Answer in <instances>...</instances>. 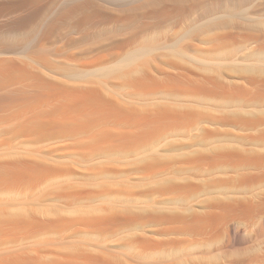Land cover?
<instances>
[{"label": "rangeland", "instance_id": "obj_1", "mask_svg": "<svg viewBox=\"0 0 264 264\" xmlns=\"http://www.w3.org/2000/svg\"><path fill=\"white\" fill-rule=\"evenodd\" d=\"M81 1L51 0L24 31L13 22L26 11L0 15V61L28 69L0 77V93L28 98L0 110V264H264V0H195L182 20L143 19L148 31L147 0H90L130 21L38 42Z\"/></svg>", "mask_w": 264, "mask_h": 264}, {"label": "bare ground", "instance_id": "obj_2", "mask_svg": "<svg viewBox=\"0 0 264 264\" xmlns=\"http://www.w3.org/2000/svg\"><path fill=\"white\" fill-rule=\"evenodd\" d=\"M51 0H0V15H2V14H8V13H13V12H18V11H26V13L25 14H23V15H20V16H18L15 20H14V29H17V31L19 30H23L24 31V29H28L29 27H31L33 24H35L36 23V21H37V19H38V17L40 16V14L43 12V10L45 9V7H46V5L50 2ZM81 1V0H80ZM194 1L195 0H147V2H146V0H145V4H146V8H145V5H144V7H142L141 6V4L142 3H140V4H138L139 2H137V5L138 6H141V8L142 9H145L143 12H142V9L141 8H139L140 10H138V11H140V12H138L139 14L141 13V17L139 16V14L137 15V14H135V13H133V14H135V16L137 15V16H139L138 18V20H136L135 18H133V15H131L132 16V18L131 19H134V20H136V23H137V27L138 28H140V31H141V29H144L145 27L148 29V24H149V22H151L152 20H153V22H152V24H154V22H156V24L158 23H161V22H165V21H168V20H170V19H174V20H179V19H181L183 16H185L186 14H189L192 10L194 11L195 9H197V8H195L194 9V7H195V3H194ZM198 1V0H197ZM196 1V4L198 5L199 4V2H197ZM200 1V0H199ZM202 2V1H201ZM135 4H133V6L132 5H130V6H132V8L133 7H136V6H134ZM129 8V7H128ZM137 9H138V7H136ZM103 9V8H102ZM102 9H100V7L99 6H96L95 4H93L92 3V1H86V0H83V1H81V2H76V3H70V5H68V6H64L63 8L61 7V9L58 11V12H56L55 14H53L51 17H50V19L49 20H47L46 22H45V24H43L41 27H39V29H38V36L39 37H37V38H39V41L38 42H41V43H43L42 45H48V41H50V40H52V41H54V37H60L62 34H63V30L65 29V28H72V29H74L77 33H79V35H80V38L81 39H83V37H86L87 38V36H89L91 33H92V31H94V30H96V29H98V28H102V26H105V27H108L109 25L108 24H114V23H119V22H121V21H123V20H125V21H127V19H129L128 21H130V17L129 16H127V14L125 15V14H123L122 13V15H125V16H121V12H120V15H118L119 17H117V15L116 16H114L112 13H106L107 11H105L104 12V10H102ZM135 8H133V10H134ZM136 9V10H137ZM125 10H127V11H130L131 10V8H130V10H128L127 8L125 9ZM122 11V10H121ZM132 11H130V13H131ZM134 12V11H133ZM125 13H127V12H125ZM193 13V12H192ZM116 14V13H115ZM128 14H129V12H128ZM143 19H145L146 20V22H147V19L148 20H150L151 19V21H149L148 22V24L146 25L145 23L146 22H144L143 21ZM134 20H132V21H134ZM182 20V19H181ZM131 21V22H132ZM175 21V22H176ZM124 22V21H123ZM125 23H127V22H125ZM125 23H124V25H125ZM134 23H132V25H133ZM106 25H108V26H106ZM121 25H123L122 23H121ZM127 25V24H126ZM128 25H129V23H128ZM151 25V24H150ZM111 26V25H110ZM119 26V25H118ZM134 26V25H133ZM136 26V25H135ZM134 26V27H135ZM122 27V26H121ZM133 27V28H134ZM151 27H153V25L151 26ZM124 28V27H123ZM145 28V29H146ZM146 29V31H148ZM153 29V28H152ZM139 30V29H138ZM137 30V31H138ZM132 31V30H131ZM136 31V30H135ZM135 31H134V34H135ZM143 31H145V30H142V32L141 33H144ZM116 32V31H115ZM129 31H127V33H128ZM133 32V31H132ZM139 32V31H138ZM137 32V33H138ZM114 33V32H113ZM126 33V32H125ZM125 33H124V35H125ZM118 34V33H117ZM132 35H133V33H131ZM140 34V33H139ZM127 36H128V34H126ZM125 35V36H126ZM131 35V36H132ZM135 35H137V34H135ZM135 35H134V37H135ZM141 35V34H140ZM139 35V36H140ZM114 36V35H113ZM126 36V37H127ZM130 36V35H129ZM138 36V37H139ZM111 37V36H110ZM118 37V36H117ZM121 37V36H120ZM119 37V38H120ZM52 38H54V39H52ZM79 38V39H80ZM113 38V37H112ZM125 38V37H124ZM123 38V39H124ZM131 38V37H130ZM72 39H74V38H72ZM118 39V38H117ZM122 39V38H121ZM123 39H122V41H121V44H119V46H121V48H123L125 45H127L129 42H130V44L129 45H132L131 43H132V41L134 42V40L131 38V40L132 41H130V39H129V42L127 43L126 41H127V39L125 40V42L123 41ZM38 40V39H37ZM108 40V39H107ZM119 40V39H118ZM135 40H136V38H135ZM51 41V42H52ZM71 41V39H70V37L68 38H65V39H63V42H64V44L63 45H65V43H69ZM120 41V40H119ZM119 41H118V43H119ZM137 41V40H136ZM46 42H48L47 44H46ZM72 42V41H71ZM45 43V44H44ZM114 43H116V42H114ZM117 43V44H118ZM136 43V42H135ZM50 44V43H49ZM71 44V43H70ZM62 45V46H63ZM69 45V44H68ZM124 45V46H123ZM127 47H129V46H127ZM126 48V47H125ZM116 49V48H115ZM127 49V48H126ZM59 50V49H58ZM121 50V49H120ZM120 50H118V51H120ZM124 50V49H123ZM54 52H56V51H54ZM132 55V54H131ZM139 55H141V54H139ZM138 55V56H139ZM142 55H143V53H142ZM142 55L140 56V57H142ZM73 56V55H72ZM176 56V55H175ZM139 58V57H138ZM178 58V57H177ZM132 59H133V57H132ZM142 59V58H141ZM149 59V58H148ZM148 59H146V61H148ZM181 59V58H180ZM128 60H130V59H128ZM136 60V59H135ZM138 60V59H137ZM5 61V60H4ZM122 62V61H121ZM125 62V61H124ZM131 62H134L133 60H131ZM136 62V61H135ZM129 64H130V62H128ZM122 64V66H126V65H128L129 66V64ZM145 63V62H144ZM117 64V63H116ZM137 65V64H136ZM142 65V64H141ZM111 67V66H110ZM137 67V66H136ZM144 67V66H143ZM124 68V67H123ZM123 68H121V66H119L117 69H115L114 70V72H116V71H118V70H123ZM137 68H139V65H138V67ZM148 68V67H147ZM26 69V67H24V65L22 66V64L20 65V64H18V63H14V62H2V61H0V77L1 76H4L5 77V75H10L11 73H13V72H19V73H17V74H19V75H23V74H21V73H24L25 71H27V70H25ZM146 69V68H145ZM207 69H208V67H207ZM235 69V68H234ZM112 70V69H111ZM132 70V69H131ZM210 70V69H209ZM110 71V70H109ZM125 71V70H124ZM126 71H127V69H126ZM125 71V72H126ZM133 71H134V69H133ZM133 71H131L130 73H132ZM146 71V70H145ZM233 71V70H232ZM242 71V70H241ZM243 72V71H242ZM29 73V72H28ZM109 73V72H108ZM116 73H118V72H116ZM123 73V72H122ZM146 73V72H145ZM111 74V73H110ZM112 74H114V73H112ZM121 74V73H120ZM126 74V73H125ZM14 75V74H13ZM30 75V74H29ZM117 75V74H116ZM115 75V76H116ZM123 75V74H122ZM132 75V74H131ZM14 76H16V75H14ZM13 76V77H14ZM18 76V75H17ZM32 76V75H31ZM31 76H29V78L31 77ZM36 76V75H35ZM94 76V75H93ZM100 76V75H99ZM140 76H141V74H140ZM4 77H2V78H4ZM6 77H8V76H6ZM6 77H5V79H6ZM117 77H121V76H117ZM19 78V77H18ZM115 78V77H114ZM34 79H36L35 81L37 82V78L35 77ZM39 79H41V78H39ZM122 79H123V76H122ZM152 79V78H151ZM14 80V79H13ZM41 80H43V79H41ZM102 80V79H101ZM116 80V79H115ZM1 81H2V79H1ZM0 81V82H1ZM5 80L3 79V81H2V86H3V82H4ZM6 81H8L7 83H10V82H12V80L9 82V77H8V80H6ZM44 81V80H43ZM46 81V80H45ZM97 81H98V79H97ZM108 81V80H107ZM118 81H120V80H118ZM33 82V81H32ZM31 82V83H32ZM36 82H33V83H36ZM133 82V81H132ZM157 82V81H156ZM30 83V84H31ZM45 84L47 85L48 83H46L45 82ZM53 84V83H52ZM56 84V83H55ZM62 84V83H61ZM193 84H195V83H193ZM4 85H6V84H4ZM11 85V84H10ZM34 85V84H33ZM32 85V86H33ZM36 85H37V83H36ZM65 85V84H64ZM9 86V85H8ZM38 86V85H37ZM43 85H42V83H41V87H42ZM48 86H50V85H48ZM106 86V85H105ZM130 86V85H129ZM131 86H132V84H131ZM145 86V85H144ZM150 86V85H149ZM203 86V85H202ZM40 87V88H41ZM52 87H53V85H52ZM51 87V88H52ZM54 87H55V85H54ZM56 87H57V85H56ZM0 88H1V86H0ZM38 88H39V86H38ZM44 88H45V86H44ZM68 88V87H67ZM67 88L65 89V90H67ZM101 88V87H100ZM108 88V87H107ZM205 88V87H204ZM49 89V88H48ZM78 89H80V88H78ZM104 89V88H103ZM198 89V88H197ZM47 90V89H46ZM50 90H52V92L54 91V88L53 89H50ZM57 90V89H56ZM59 90V89H58ZM61 90V89H60ZM70 90V89H69ZM69 90H67V91H69ZM94 90V92L92 91V96L93 95H95L94 93H95V88L93 89ZM105 90V89H104ZM206 90V89H205ZM18 91V90H17ZM38 91V92H37ZM36 92H34V94L35 93H39L40 91H41V94H42V91H43V89L41 90H37ZM67 91H65V92H67ZM91 91V90H90ZM199 91V90H198ZM44 92H45V90H44ZM48 92H49V90H48ZM65 92H63V90L62 91H58V93L60 94V95H62V96H65L67 93H65ZM75 92V91H74ZM80 92V91H79ZM89 92V91H88ZM23 93V92H22ZM22 93H19V92H17L16 93V90L14 91V92H8V90H6L5 91V93L3 92V93H0V110H2L3 111V109H5L6 107L8 108L10 105H12V103H17V102H19V101H22V100H24V99H28L27 98V94H22ZM47 93V92H46ZM51 93V92H50ZM58 93H56V95H58ZM70 93V92H69ZM68 93V95H69V97L68 98H70V96H73V95H70ZM72 93V92H71ZM91 92H89L88 94H90ZM102 93V92H101ZM104 93H105V91H104ZM33 93H32V95H34ZM40 94V96H43V94L41 95ZM49 94V93H48ZM82 94H83V92H82ZM84 94H85V92H84ZM29 95V94H28ZM30 95H31V93H30ZM29 95V96H30ZM59 95V96H60ZM76 95H77V93H76ZM91 95V94H90ZM100 95V94H99ZM46 95L44 94V96L43 97H45ZM52 96L53 95H51V98H52ZM54 96H55V94H54ZM58 96V97H59ZM62 96H61V99L62 100H64V104H65V98L67 97V96H65V98L63 99L62 98ZM82 96V95H81ZM84 96V95H83ZM81 97L82 99L84 98H86L85 96L84 97ZM87 96V102H88V99L89 98H92V96L90 97H88V95H86ZM95 96H97L98 97V94L96 93V95ZM104 96V95H103ZM111 96V95H110ZM38 97H39V95H38ZM38 97H36L38 100L40 99V98H38ZM31 98V97H30ZM35 98V97H34ZM50 98V97H49ZM48 98V99H49ZM50 98V99H51ZM60 98V97H59ZM74 98H75V96H74ZM80 98V97H79ZM95 98V97H94ZM105 98V97H104ZM71 99H72V97H71ZM76 99V98H75ZM81 99V100H82ZM98 99V98H97ZM113 99V98H112ZM38 100H37V102H38ZM54 100V99H53ZM61 100V101H62ZM74 100V99H73ZM73 100H71V101H73ZM80 100V101H81ZM95 100V99H94ZM92 101V102H95V101ZM109 100H111V99H109ZM68 101H70V99H68ZM67 101V102H68ZM89 101H91L90 99H89ZM97 101V100H96ZM103 101V100H102ZM116 101V100H115ZM28 102V101H27ZM39 102H41V101H39ZM50 102V101H49ZM66 102V103H67ZM85 102V101H84ZM91 102V103H92ZM62 103V104H63ZM77 103V102H76ZM80 102L78 101V104H79ZM82 103V102H81ZM86 103V102H85ZM90 102L88 103V104H91ZM95 103H97V102H95ZM94 103V104H95ZM55 104V103H54ZM68 104V103H67ZM71 104V103H70ZM93 104V103H92ZM93 104V105H94ZM98 104V103H97ZM109 104V103H108ZM156 104V103H155ZM159 104V103H158ZM14 105V104H13ZM17 105V104H16ZM33 105V104H32ZM34 105H36V104H34ZM61 105V104H60ZM83 105H85V104H83ZM87 105V104H86ZM86 105H85V107H86ZM104 105V104H103ZM127 105V104H126ZM159 105H161V104H159ZM21 106V105H20ZM31 106V105H30ZM65 106V105H64ZM74 106H77V105H74ZM95 106H97V105H95ZM155 106V105H154ZM162 106H163V104H162ZM12 107V106H11ZM29 107V106H28ZM55 107V106H54ZM68 107V106H67ZM66 107V108H67ZM71 107V106H70ZM156 107V106H155ZM159 107V106H158ZM166 107V106H165ZM200 107V106H199ZM58 108H61L62 109V106L61 107H59L58 106ZM74 108V107H73ZM78 108V107H77ZM81 108V107H80ZM98 108H100V106H98ZM98 108L97 107H89V109H87V111H88V113H86L85 112V114L84 115H89V112L91 113V116H92V113L93 114H97L99 111H100V114H102V112H103V110H102V108H100L99 110H98ZM112 108V107H111ZM119 108V107H118ZM145 108V107H144ZM160 108V107H159ZM170 108V107H169ZM172 108V107H171ZM195 108V107H194ZM202 108V107H201ZM32 109H34V108H32ZM55 109V108H54ZM64 109H65V107H64ZM82 109H84V108H82ZM81 109V110H82ZM86 109V108H85ZM103 109L105 110V108L103 107ZM110 109V108H109ZM114 109H116V107L114 108ZM127 109V108H126ZM130 109V108H129ZM152 109V108H151ZM176 109V108H175ZM53 110V109H52ZM56 110H59V109H56ZM78 110H80V109H78ZM119 110V109H118ZM153 110V109H152ZM160 110V109H159ZM169 110V109H168ZM179 110H181V108L179 109ZM190 110V109H189ZM51 111V110H50ZM65 111V110H64ZM114 111V110H113ZM117 111V110H116ZM132 111H133V109H132ZM131 111V112H132ZM141 111V110H140ZM167 110H165V112H166ZM171 111H173V110H171ZM203 111V110H202ZM47 112V111H46ZM109 112H111V111H109ZM108 111H107V113H109ZM119 112V111H118ZM122 112V111H121ZM120 112V113H121ZM130 112V111H129ZM135 112H137V111H135ZM151 112V111H150ZM164 112V113H165ZM170 112V111H169ZM169 112H167L168 113V115H169ZM175 112V111H174ZM192 112V111H191ZM79 113H81V112H79ZM105 113V112H104ZM117 113V112H116ZM142 113V112H141ZM171 113V112H170ZM176 113H178V112H176ZM189 113V112H188ZM45 114V113H44ZM111 114H115V112L114 113H112L111 112ZM117 114H119V113H117ZM153 114V113H152ZM172 114V113H171ZM175 114V113H174ZM46 115V114H45ZM82 115V114H81ZM98 115H99V113H98ZM104 115V114H103ZM109 115H110V113H109ZM125 115V114H124ZM132 115V114H131ZM159 115H161V114H159ZM163 115H165V114H163ZM167 115V114H166ZM177 116H178V114H176ZM102 115H100V117H101ZM105 116H106V113H105ZM113 115H110V117H112ZM115 116V115H114ZM130 116V115H129ZM137 116V115H136ZM148 116V115H147ZM154 116V115H153ZM157 116V115H156ZM181 116V115H180ZM39 117V116H38ZM48 117V116H47ZM53 117V116H52ZM96 117H98L97 115H96ZM132 117H134V116H132ZM151 117V116H150ZM169 117V116H168ZM182 117V116H181ZM34 118V117H33ZM37 118V117H36ZM42 118V117H41ZM44 118H46V117H44ZM93 118V117H92ZM94 118H95V115H94ZM106 118H107V116H106ZM121 118V117H120ZM147 118V117H146ZM166 118V117H165ZM164 118V119H165ZM52 119V118H51ZM87 119V118H86ZM98 119V118H97ZM108 119V118H107ZM134 119V118H133ZM138 119V118H137ZM140 119V118H139ZM147 119H149V118H147ZM166 119H168V118H166ZM171 119V118H170ZM32 120V119H31ZM129 120H131V119H129ZM142 120H143V118H142ZM146 120V119H145ZM158 120V119H157ZM161 120V119H160ZM177 120V119H176ZM41 121V120H40ZM49 121H50V119H49ZM52 121H53V119H52ZM122 121V120H121ZM137 121V120H136ZM163 121H168V120H163ZM162 121V122H163ZM43 122V121H42ZM87 122V121H86ZM124 122V121H123ZM139 122V121H138ZM141 122V121H140ZM144 123H145V121H143ZM147 122H149V121H147ZM154 122V121H153ZM26 123H27V121H26ZM43 123H45V121L43 122ZM42 123V124H43ZM47 123V122H46ZM50 123V122H49ZM52 123V122H51ZM60 123V122H59ZM136 123V122H135ZM148 124V123H147ZM140 125V124H139ZM40 126V125H39ZM48 126V125H47ZM141 126V125H140ZM150 126V125H149ZM30 127V126H29ZM38 128V127H37ZM42 128V127H41ZM148 128V127H147ZM27 130H29V129H27ZM145 130V129H144ZM147 131V130H146ZM150 131V130H149ZM142 132H144V131H142ZM142 132H140V134L142 133ZM148 133V132H147ZM143 134V133H142ZM123 135V134H122ZM148 135V134H147ZM146 135V136H147ZM105 137V136H104ZM107 137V136H106ZM105 137V138H106ZM115 137V136H114ZM118 137V136H117ZM139 137V136H138ZM138 137H136L135 139L137 140V138ZM143 137V136H142ZM141 136L139 137V138H142ZM104 138V139H105ZM109 138V137H108ZM125 138V137H124ZM100 139V138H99ZM113 139V138H112ZM101 140H103V139H101ZM108 140V139H107ZM110 140V139H109ZM108 140V141H109ZM108 141H106V142H108ZM105 142V143H106ZM110 142V141H109ZM101 143V142H100ZM109 144V143H108ZM99 145H101V144H99ZM107 145V144H106ZM89 146V145H88ZM96 146V145H95ZM87 148V147H86ZM95 148H97V147H95ZM49 149V148H48ZM52 150V149H51ZM61 150V149H60ZM66 150V149H65ZM75 150H77V149H75ZM82 150V149H81ZM228 150V149H227ZM226 150V151H227ZM87 151V150H86ZM229 151V150H228ZM77 152V151H76ZM85 152V151H84ZM92 152V151H91ZM74 153V152H73ZM88 153V152H87ZM93 153V152H92ZM95 153V152H94ZM97 153V152H96ZM65 154V153H64ZM219 154V153H218ZM80 155V154H79ZM106 155V154H105ZM225 155V154H224ZM47 156H49V155H47ZM242 156V155H241ZM68 157V156H67ZM43 158V157H42ZM61 158V157H60ZM247 158V157H246ZM110 159V158H109ZM115 159H116V157H115ZM135 159V158H134ZM138 159V158H137ZM143 159H145V158H143ZM253 159V158H252ZM22 160V159H21ZM32 160V159H31ZM147 160H149V159H147ZM24 161V160H23ZM43 161V160H42ZM63 161V160H62ZM109 161V160H108ZM140 161V160H139ZM151 161V160H150ZM161 161V160H160ZM60 162V161H59ZM76 162V161H75ZM112 162V161H111ZM165 162V161H164ZM60 163H62V162H60ZM101 163V162H100ZM107 163V162H106ZM135 163V162H134ZM163 163V162H162ZM47 164V163H46ZM104 164V163H103ZM126 164V163H125ZM124 164V165H125ZM142 164V163H141ZM144 164V163H143ZM13 165V164H12ZM50 165V164H49ZM53 165V164H52ZM114 165V164H113ZM122 165V164H121ZM78 166V165H77ZM101 166H103L102 164H101ZM127 166H128V164H127ZM136 166V165H135ZM55 167V166H54ZM63 167V166H62ZM91 167H93V166H91ZM96 167L97 168H102V167H98V166H95V169H96ZM142 167H145V166H142ZM28 168V167H27ZM44 168V167H43ZM49 168H51V166L49 167ZM65 168L66 169H68L66 166H65ZM88 168V167H87ZM113 168H115L114 166H113ZM120 168V167H119ZM35 169V168H34ZM44 169H46V167L44 168ZM56 169H57V167H56ZM92 169V168H91ZM94 169V170H95ZM53 170H55V168H53ZM69 170V169H68ZM98 170V169H97ZM101 170H103V169H101ZM105 170V169H104ZM112 170V169H111ZM27 171V170H26ZM38 171V170H37ZM47 171V170H46ZM59 171V170H58ZM84 171V170H83ZM108 171V170H107ZM36 172V171H35ZM95 172H97V171H95ZM103 172V171H102ZM120 172V171H119ZM59 173V172H58ZM61 173L62 172H60V175H61ZM100 173H101V171H100ZM105 173V172H104ZM114 173V172H113ZM56 174V173H55ZM80 174V173H79ZM90 174V173H89ZM97 174V173H96ZM31 175V174H30ZM102 175V174H101ZM66 176V175H65ZM6 177V176H5ZM0 178H1V176H0ZM108 178V177H107ZM112 178V177H111ZM5 179H8V178H5ZM44 179V178H43ZM104 179H106V178H104ZM4 179L2 178V181H3ZM12 180V179H11ZM19 180V179H18ZM102 180H103V178H102ZM6 181V180H5ZM106 181V180H105ZM121 181V180H120ZM10 182V181H9ZM103 182V181H102ZM102 182H100V184H98V186L97 187H99V185L102 187H100V189L101 190H103L104 192L103 193H105V191H109L110 192V190H111V188H106L107 186L109 187V185H113L112 183L113 182H111V184H107V181H106V183H104L103 182V184H101ZM165 182V181H164ZM5 183V182H4ZM6 183H7V185H8V182L6 181ZM13 183V182H12ZM108 183H110V182H108ZM11 184V183H10ZM49 184V183H48ZM59 184V183H58ZM107 185V186H102V185ZM118 184V183H117ZM125 184V183H124ZM123 184V185H124ZM54 185V184H53ZM77 185V184H76ZM122 185V186H123ZM115 186V185H114ZM119 186H120V184H119ZM118 186V188H117V186H116V188H117V190H115L114 192H115V194H116V192H120L119 191V187ZM121 186V187H122ZM165 186V185H164ZM164 186H162L161 188L162 189H164ZM96 187V186H95ZM112 187V186H111ZM124 187V186H123ZM122 187V188H123ZM171 187V186H170ZM115 188V187H114ZM166 188V187H165ZM99 189V188H98ZM105 189V190H104ZM121 189V188H120ZM128 189V188H127ZM45 190V189H44ZM46 191V190H45ZM48 191V190H47ZM51 191H52V189H51ZM60 191V190H59ZM93 191V190H92ZM99 191V190H98ZM113 191V190H112ZM74 192V191H73ZM94 192H96V191H94ZM109 192H106V193H109ZM43 193V192H42ZM74 193H76V192H74ZM122 193V192H121ZM49 194V193H48ZM82 194V193H81ZM93 194V193H92ZM96 194V193H95ZM111 194V193H110ZM118 194V193H117ZM69 195H71L70 193H69ZM75 195V194H74ZM106 195V194H105ZM118 195H120V194H118ZM130 195V194H129ZM55 196V195H54ZM73 196V195H72ZM86 197V196H85ZM114 197V196H113ZM84 198V197H83ZM113 199H115V197L113 198ZM112 199V200H113ZM111 200V201H112ZM224 200V199H223ZM226 200H227V198H226ZM108 203H110V202H108ZM109 205V204H108ZM227 205V204H226ZM110 206H112V205H110ZM134 206V205H133ZM4 207V206H3ZM27 207V206H26ZM127 207V206H126ZM143 207V206H142ZM32 208V207H31ZM108 208H110V207H108ZM108 208H107V210H108ZM112 208V207H111ZM120 208V210L118 209V211H121V212H123L124 213V211H125V209L124 210H121V207H119ZM123 208V207H122ZM223 208V207H222ZM4 209V208H3ZM14 210V209H13ZM34 210V209H33ZM104 210V209H103ZM106 210V209H105ZM14 212V211H13ZM23 212V211H22ZM108 212V211H107ZM110 212V211H109ZM130 212V211H129ZM129 212H125L126 214H128ZM24 213V212H23ZM83 213V212H82ZM86 213H88V212H86ZM116 213H117V210L116 211H113L112 210V212L111 213H109L108 215H109V218H110V215L112 216L113 214H115L116 215ZM118 213H120V212H118ZM204 213V212H203ZM212 213V212H211ZM27 214V213H26ZM80 214V213H79ZM106 215H107V213H105ZM208 214V213H207ZM19 215V214H18ZM24 215V214H23ZM86 215V214H85ZM100 215V214H99ZM120 215V214H119ZM147 215V214H146ZM205 215V214H204ZM212 215V214H211ZM214 215V214H213ZM32 216V215H31ZM88 216V215H87ZM149 216H151V215H149ZM80 217V216H79ZM98 217V216H97ZM101 217V216H100ZM103 217H104V214H103ZM12 218V217H11ZM78 218V217H77ZM90 218H92V217H90ZM89 218V220H91ZM109 218H107V219H109ZM112 218V217H111ZM110 218V219H111ZM152 218V217H151ZM177 218V217H176ZM209 218H210V216H209ZM23 219V218H22ZM81 220H82V218H80ZM104 219H106V217H104ZM106 219V220H107ZM109 219V220H110ZM113 219H115V218H113ZM117 219V218H116ZM12 220V219H11ZM66 220V219H65ZM68 220H74L75 221V219H68ZM77 220V219H76ZM101 220H102V218H101ZM198 221H199V219H197ZM196 220V221H197ZM61 221V220H60ZM63 221V220H62ZM79 221V220H78ZM93 221V220H92ZM94 221H95V219H94ZM114 221V220H113ZM19 222V221H18ZM65 222V221H64ZM87 222V221H86ZM89 222V221H88ZM91 222V221H90ZM96 222V221H95ZM98 222V221H97ZM96 222V223H97ZM108 222V221H107ZM106 222V223H107ZM110 222V221H109ZM37 223V222H36ZM61 223V222H60ZM59 223V224H60ZM72 223V222H71ZM79 223V222H78ZM95 223V224H96ZM105 223V222H104ZM177 223V222H176ZM205 223V222H204ZM66 225H70V223L69 224H67V223H65ZM64 224V225H65ZM19 225V224H18ZM30 225V224H29ZM72 225V224H71ZM70 225V226H71ZM77 225V224H76ZM91 225V224H90ZM92 225H94V224H92ZM9 226H10V224H9ZM12 226V225H11ZM84 226V225H83ZM2 227V226H1ZM66 227V226H65ZM68 227V226H67ZM74 227V226H73ZM98 227V226H97ZM99 227H101V226H99ZM14 228V227H13ZM70 228V227H69ZM89 228V227H88ZM21 229V228H20ZM46 229V228H45ZM132 236V235H131ZM142 240V239H141ZM157 242V241H156ZM165 242V241H164ZM137 243V242H136ZM145 244H146V242H145ZM156 244V243H155ZM72 249H73V247H71ZM129 252V251H128ZM115 253V252H114ZM70 254V253H69ZM84 255V254H83ZM112 255V254H111ZM81 256V255H80ZM116 256V255H115ZM66 257V256H65ZM109 257V256H108ZM21 258V257H20ZM97 259H99V258H97ZM118 259V258H117ZM81 260V259H80ZM120 260V259H119ZM94 261V260H93ZM92 261V262H93ZM96 261H98V260H96ZM53 262V261H52ZM91 262V263H92ZM90 263V262H89ZM90 263V264H91ZM178 264V263H177ZM180 264V263H179Z\"/></svg>", "mask_w": 264, "mask_h": 264}]
</instances>
